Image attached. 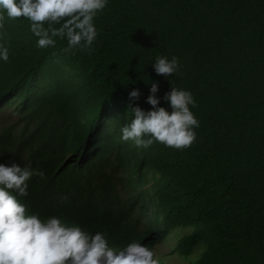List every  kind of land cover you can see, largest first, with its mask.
<instances>
[{"label":"trees","instance_id":"trees-1","mask_svg":"<svg viewBox=\"0 0 264 264\" xmlns=\"http://www.w3.org/2000/svg\"><path fill=\"white\" fill-rule=\"evenodd\" d=\"M30 21L6 16L0 45V163L42 171L21 202L117 250L153 251L179 226L173 249L191 264H264V0H108L94 19L91 53L40 48ZM158 56L181 67L157 75ZM160 107L171 88L190 91L196 141L147 149L121 139L152 82ZM137 89L138 100L129 93ZM147 138V137H146Z\"/></svg>","mask_w":264,"mask_h":264},{"label":"clouds","instance_id":"clouds-1","mask_svg":"<svg viewBox=\"0 0 264 264\" xmlns=\"http://www.w3.org/2000/svg\"><path fill=\"white\" fill-rule=\"evenodd\" d=\"M108 0H0V29L5 13L10 19L29 20L30 31L38 37L37 46H55L56 38L67 40L65 53L73 50L91 53L98 36L94 19ZM74 54V53H73ZM8 48L0 45V58L8 60ZM181 67L176 56H158L153 64L157 75L170 77ZM159 82H152L145 111L138 105L129 110L133 118L122 129L121 139L137 148L150 147L154 142L175 149L190 147L197 138L194 131L199 121L190 110L196 101L190 91L172 87L163 99L171 112L160 107L156 95ZM140 92L133 89L130 100H138ZM147 137V138H146ZM42 171L22 167L18 163H0V264H158L154 252L133 241L117 250L109 246L103 232L94 235L80 226L68 225L60 218L42 219L39 213H28L21 198L28 196L29 181Z\"/></svg>","mask_w":264,"mask_h":264},{"label":"rangeland","instance_id":"rangeland-1","mask_svg":"<svg viewBox=\"0 0 264 264\" xmlns=\"http://www.w3.org/2000/svg\"><path fill=\"white\" fill-rule=\"evenodd\" d=\"M15 118V114L9 110L4 115L0 116V126L8 123ZM191 227L179 226L173 229L162 241L157 243L153 249L154 259L158 264H191L199 258L201 252L205 249V243L198 244L194 251L188 255H181L173 249L176 247L178 240L190 233Z\"/></svg>","mask_w":264,"mask_h":264}]
</instances>
